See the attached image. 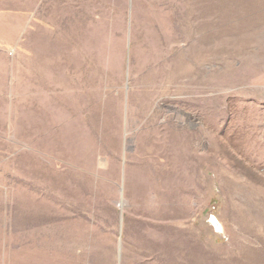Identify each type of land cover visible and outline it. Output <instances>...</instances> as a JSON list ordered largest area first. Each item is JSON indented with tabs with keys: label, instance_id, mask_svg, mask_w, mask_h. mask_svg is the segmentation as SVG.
I'll return each mask as SVG.
<instances>
[{
	"label": "rangeland",
	"instance_id": "rangeland-1",
	"mask_svg": "<svg viewBox=\"0 0 264 264\" xmlns=\"http://www.w3.org/2000/svg\"><path fill=\"white\" fill-rule=\"evenodd\" d=\"M36 19L48 73L0 87V264H264V0Z\"/></svg>",
	"mask_w": 264,
	"mask_h": 264
},
{
	"label": "crops",
	"instance_id": "crops-1",
	"mask_svg": "<svg viewBox=\"0 0 264 264\" xmlns=\"http://www.w3.org/2000/svg\"><path fill=\"white\" fill-rule=\"evenodd\" d=\"M0 1V87L11 85L15 97L26 96L25 93L30 97L34 82L41 86L48 73V56L56 49L53 37L47 33L56 30L45 22L32 23L33 17L37 21L36 14L43 0ZM55 41L60 38L56 37ZM14 46L9 61L6 51ZM65 79L68 81L67 70ZM190 255V251L185 250L184 256Z\"/></svg>",
	"mask_w": 264,
	"mask_h": 264
},
{
	"label": "bare ground",
	"instance_id": "bare-ground-1",
	"mask_svg": "<svg viewBox=\"0 0 264 264\" xmlns=\"http://www.w3.org/2000/svg\"><path fill=\"white\" fill-rule=\"evenodd\" d=\"M212 222H213V221H212ZM212 224L214 225V224H215V222H213ZM214 226H215V225H214ZM215 227H216V226H215ZM215 227H214V228H215ZM216 228H217V227H216ZM218 229H219V228H218ZM217 231H218V230H217Z\"/></svg>",
	"mask_w": 264,
	"mask_h": 264
},
{
	"label": "built area",
	"instance_id": "built-area-1",
	"mask_svg": "<svg viewBox=\"0 0 264 264\" xmlns=\"http://www.w3.org/2000/svg\"><path fill=\"white\" fill-rule=\"evenodd\" d=\"M210 221H211V217H210Z\"/></svg>",
	"mask_w": 264,
	"mask_h": 264
}]
</instances>
